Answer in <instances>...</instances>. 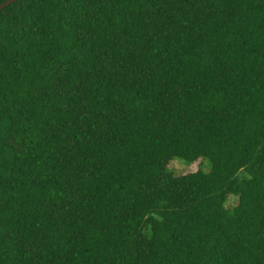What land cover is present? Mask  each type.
Here are the masks:
<instances>
[{
	"label": "trees",
	"instance_id": "1",
	"mask_svg": "<svg viewBox=\"0 0 264 264\" xmlns=\"http://www.w3.org/2000/svg\"><path fill=\"white\" fill-rule=\"evenodd\" d=\"M0 264H264V0L3 7Z\"/></svg>",
	"mask_w": 264,
	"mask_h": 264
},
{
	"label": "rangeland",
	"instance_id": "2",
	"mask_svg": "<svg viewBox=\"0 0 264 264\" xmlns=\"http://www.w3.org/2000/svg\"><path fill=\"white\" fill-rule=\"evenodd\" d=\"M196 164H192L190 166H185L184 164H181L177 161L171 162L170 167L173 168L177 173H186L189 171L196 170Z\"/></svg>",
	"mask_w": 264,
	"mask_h": 264
},
{
	"label": "water",
	"instance_id": "3",
	"mask_svg": "<svg viewBox=\"0 0 264 264\" xmlns=\"http://www.w3.org/2000/svg\"><path fill=\"white\" fill-rule=\"evenodd\" d=\"M14 1H15V0H6V1L2 2V3L0 4V10H1L3 7L7 6L8 4H10V3L14 2Z\"/></svg>",
	"mask_w": 264,
	"mask_h": 264
}]
</instances>
